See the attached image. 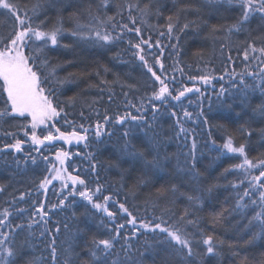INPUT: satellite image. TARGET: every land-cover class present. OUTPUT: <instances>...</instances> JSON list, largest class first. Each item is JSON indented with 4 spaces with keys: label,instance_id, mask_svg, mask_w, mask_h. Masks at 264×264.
<instances>
[{
    "label": "trees",
    "instance_id": "obj_1",
    "mask_svg": "<svg viewBox=\"0 0 264 264\" xmlns=\"http://www.w3.org/2000/svg\"><path fill=\"white\" fill-rule=\"evenodd\" d=\"M13 2L22 10L21 15L26 11L32 17L33 26L50 28L59 20L64 30L59 44L49 45L45 49L50 64L59 66L57 76L64 80L62 84L49 85L55 88L54 103L58 102L64 112L47 125L38 126L35 130L37 136L43 139L49 132L58 136L56 128L65 133L76 130L83 135L85 133L80 128L81 124L89 131L88 139L78 144L66 146L62 140H54L33 145L30 118L6 120L0 124V148L14 143L15 139L23 141V151L20 153L13 149L0 152V187L3 188L0 191V212L4 208H9L11 212L0 231H10L9 224H26L39 204L44 203L46 209L50 208L71 190L69 182L68 189L62 191L61 181L53 182L46 191L39 188L40 182L49 175L48 169L56 153L63 151L69 154L64 165L68 173L80 175L90 189H94L97 183L104 185L103 195H112L115 200L125 203L138 217V221L141 218L151 220L154 215H163L169 222L177 221L188 209L191 213L189 218L199 220V229L204 235H212L217 247L216 254L208 255L201 235L197 229L189 226V232L194 234V255L187 261L174 254L168 255L164 251L165 246L159 243L164 240V234L139 229L133 236L134 230L127 224L128 217L120 213L116 205L109 203V210L117 212L113 223L104 213L96 212L87 201L76 196L68 197L65 202L68 205L74 199L70 207L52 210L46 218V227L52 230L56 238V264H65V261L68 264H88L91 259L88 251L92 246L91 241L114 235V229L119 224H125V228L121 229L114 251L119 252L123 260V238L130 237L127 243L131 245L132 259L126 260L125 264H264V236L253 238L256 230L246 227L253 210L235 207L237 189L232 185L245 180V174L233 166L242 163L243 158L221 150L226 138L231 136L236 146L245 145L246 154L254 163L264 160V132L261 131L264 129V116L254 112V109L264 104V95L259 88L255 91L249 89L247 99L241 103L243 95L233 87V83H239L241 74L260 71V60L253 59L259 53L249 50L248 61L244 60L243 53L250 43L256 48L264 47V18L259 14L253 15L241 32L228 33L227 29L237 22L241 10L238 5H229L222 0L211 4L208 0H109L107 8L101 6V0ZM137 2L141 8L149 6V15L144 18L146 23H142L141 14L133 10L132 15L137 20L134 26L128 20L126 6ZM37 5V13L33 15L32 9ZM94 16L102 20H106L107 16H115V22L140 27L141 35L138 37L134 31H125L122 39L103 44L82 40L71 34L77 20L99 27ZM170 16L174 25L171 34L167 30ZM186 23L189 27L183 28ZM17 26L15 17L7 10L0 9V38L9 37ZM106 27L113 35L120 31L119 28L113 30L111 24ZM141 37L153 44L151 49L147 45L141 46L145 48L149 65L162 79H167L166 83L173 95L185 88L190 80H199L201 76L208 77L210 83L199 93L195 90L185 93L180 101L169 99L162 104L153 100L150 103L149 98L158 90V83L134 54L135 48L130 46L140 43ZM156 41H159V47ZM25 51L27 53L28 50ZM156 58L164 65L163 71L155 63ZM244 78L249 84L259 83V79L253 80L246 75ZM222 88L225 91L221 95ZM141 102L147 108L146 119L158 134L159 154L169 158L164 161L163 171L147 172L139 161L121 157L119 148L123 143V129L119 125L105 126L106 131L113 132L111 136L96 138L94 135L96 122H102L105 114L113 118L126 112L137 115L136 109L130 105L139 107ZM151 104L158 108L155 120ZM172 111L177 113L176 117L171 115ZM184 111L191 113V116L184 117ZM178 118L188 130L179 137ZM65 119L73 123H66ZM244 130H250L251 135ZM24 131H28L29 135L25 136ZM5 133H14L15 139ZM129 139L137 148L145 149L146 145L142 143L145 138L139 129ZM193 140L196 141V168L201 174L199 183L194 184L188 177H183L184 182L181 183L183 174L177 171V157L181 162L184 161ZM28 154L36 157V163L29 161L27 165L21 163L18 167L15 161H23ZM89 154L91 162L97 165L96 173L89 170ZM43 156H47L48 160L45 161ZM225 169L229 171L225 172ZM260 170L252 171L258 175ZM141 178L143 183L140 182ZM172 184H178L181 193L201 196V203L193 207L185 196L166 191ZM209 186H212V191H205ZM244 187H247L246 182L241 186V192ZM76 188L83 190L80 185ZM158 190L163 194L158 193ZM21 193H26L23 200H20ZM19 208L25 209L22 216L17 212ZM220 213L219 220L214 222L213 218ZM65 224L68 225L67 229L64 228ZM57 225L60 227L58 234L54 231ZM41 230V225L34 226L35 236L31 238L34 246L24 243L28 238L27 230L16 231L14 245L21 251L15 264H52L47 247L50 241L47 233L44 237L39 236Z\"/></svg>",
    "mask_w": 264,
    "mask_h": 264
},
{
    "label": "snow or ice",
    "instance_id": "obj_2",
    "mask_svg": "<svg viewBox=\"0 0 264 264\" xmlns=\"http://www.w3.org/2000/svg\"><path fill=\"white\" fill-rule=\"evenodd\" d=\"M221 0H208V3H218ZM229 5L236 4L241 10V14L236 23L231 25L228 29V33L241 32L244 26L250 20L253 15L259 14L261 18H264V0H222ZM109 5V0H101V6L107 8ZM38 5L34 6L32 9L33 15L37 13ZM0 9L7 10L12 16L15 17L18 22L16 30L7 38H0V101H2V106H0V124L6 120H15L17 118H24L27 120L30 118V128H31V143L33 145H43L45 141L54 140H64L71 143L73 140L80 142L86 141L88 139L87 133L89 128L84 127L83 124L80 128L85 134L73 130L71 133L61 132L59 128H56L58 136H54L51 132L41 139L36 134V129L38 126L47 125L49 121H53L55 118L60 117L64 109L59 105V103H54L55 98V88L49 86L53 83H64L57 76L58 65H51L45 54V49L51 46H57L59 44V38L63 34L62 22L58 20L57 24L52 25L50 28H44L42 25L33 26L32 17L28 15L25 11L21 15V9L18 4L13 2V0H0ZM126 10L128 11V20L132 25H136V17L132 15L133 10H137L141 14V22L146 23L144 19L149 15V6L145 5L143 8L140 7L139 3L127 4ZM123 9L121 10L122 14ZM97 21L99 27L94 24H82L77 20L72 35L76 36L82 40H91L93 42H101L103 44H109L116 40H120L124 36V32H135L138 37L141 35V28L129 27L128 23L115 22V16H107L106 20H102L97 16L93 17ZM170 21L167 25L168 33L171 34L173 31L172 17H168ZM107 24H111L113 30L119 28L120 31L113 35L112 31H109L106 27ZM189 25L186 23L183 28H188ZM163 35V33H161ZM141 45H147L148 49L153 47L148 39H143L141 37L140 43L131 44L130 46L135 48L137 51L134 53L138 56L139 60L143 62L147 71L152 74L156 81L159 82L160 87L155 90L152 96L149 98V102L155 100L160 101L162 104L167 103L169 98L173 101H180L181 97L185 96V93L192 92L193 88H183L178 91V94L173 95L170 91L166 79H162L160 75H157L153 71V67L149 65L146 59L145 48ZM156 46L159 47V41H156ZM66 47V45H65ZM175 47V46H174ZM28 50L27 53L25 50ZM249 50L252 53H259L258 56L253 57L255 60H260L261 67L259 73H253L251 71L240 75L239 83H233V87L243 95L241 103L247 99V92L249 89L255 91L259 88L262 95H264V47L256 48L253 44L248 45L243 53L245 61L249 60ZM155 63L160 66L161 71L164 69V65L161 63L159 58L155 59ZM72 75V74H70ZM245 75L252 77L253 80L259 79L258 84H249L245 80ZM174 79V78H173ZM190 79H196V77H191ZM204 83H209V78L205 76L199 77ZM102 83H107V81H102ZM197 93L200 92L199 88H195ZM224 89H221V95L224 93ZM127 95V94H125ZM111 99V97H110ZM132 108L136 109L137 115H133L131 112H126L123 115H117L114 118L105 114L103 116V121H97L95 125L94 135L96 138H100L102 135L111 136L113 132L106 131V125H119L123 131L121 136L123 137V143L120 145L119 151L121 157H130L134 162L139 161L143 168L147 172H156L164 170V161L168 160L167 156L161 157L158 151V140L157 133L153 129V125L146 119L147 108H145L143 102L137 107L134 104L130 105ZM151 109L153 112V120H155V114L158 112V108L155 104H151ZM254 112H259L261 116H264V104H261L254 109ZM98 114V113H97ZM203 113H201L202 115ZM66 115V114H65ZM173 117L177 116L175 111L171 112ZM83 116V113H81ZM184 117H190L191 113L184 111ZM66 123H73L67 121ZM207 123V120L204 121ZM178 126L177 136L187 133V129L183 127L181 119L176 120ZM23 127H27L24 125ZM54 127V125H53ZM136 129H139L144 136L142 143L146 145L145 149H139L135 144L129 139ZM246 134L251 135L250 130H244ZM264 132V129H261ZM6 136H13L14 133H5ZM24 135L28 136L29 132L24 131ZM213 144L216 142L213 140ZM23 141L20 139H15L12 144H5L3 148H0V152L6 149H13L16 153L23 151L22 149ZM87 146V145H86ZM222 152H227L231 154H238L243 158L242 163L234 165L235 169L243 170L245 174V180H240L239 183H233L232 187L237 189V202L236 209H248L253 210V215L248 219L246 225L247 228L255 229L253 233V238H258L259 236H264V160H259L253 162L249 159L246 151L245 145L240 144L236 146L234 144L233 138L228 136L225 142L221 146ZM38 152L39 149L37 148ZM68 153L63 151H58L56 153V161L59 163L60 167L52 164L48 169L51 178L45 176L40 182L39 188L47 190L48 185L52 184L53 180H59L62 182V191L68 189L69 182L72 187L71 190L67 192V195L63 196L62 199L58 200V203L52 204L50 208L45 207L44 203L39 204L35 211L31 213L28 217L26 224L17 223L14 226L8 225L10 231H0V264H15L16 257L20 255L21 249H17L14 245L15 235L17 230L25 231L27 230L28 238L25 240V244L29 246L32 245V237L35 236L33 231L34 226L41 225L42 230L39 233L40 237H44L47 233L49 238V243L47 247L50 250L52 264H56L57 261V247L56 238L53 235L52 230L48 229L46 219L49 212L57 208L63 209L64 207L71 206L74 203V199L68 205L65 202L68 197L75 198L76 196L81 197L84 201H87L91 208L96 212H102L106 217L113 223H115V218L117 212L109 210V203L118 207V211L125 214L127 219V224L131 225L133 228L132 235L135 236L139 229H144L152 233L164 234V240L159 241L160 244L164 245V251L168 255H176L181 257L183 260L187 261L188 258L194 255L193 243L194 234L189 232L188 227L192 226L197 229L202 237V244L206 246V253L208 255L216 254V242L212 235H204L202 230L199 229V220L197 218H189L191 213L188 209L179 217L177 221L169 222V220L164 219L163 215L153 216L151 220L141 218L138 221V217L133 215L125 203H121L114 199L112 195H103L104 185L97 183L94 189H90L87 186L85 179L81 178L80 175H72L67 172L64 167L65 160L68 158ZM45 161L48 160L47 156L42 157ZM90 159V171L96 173L97 165L91 162V154H89ZM36 163V157L28 154L23 161L16 160L15 163L19 167L21 163L27 165V163ZM176 168L178 173L183 175L180 178V182L183 183V177H188L194 184L199 183L200 173L196 168V141H192L191 148L189 152L185 154V159L183 162L177 157ZM254 169H261L258 175L253 174ZM229 169H225V172ZM250 177V178H249ZM98 179V177H97ZM141 183L144 182L143 178L140 180ZM247 183V187H244L242 192L240 191L241 186ZM77 185H80L83 190H78ZM0 191L3 188L0 187ZM166 191H171L173 194L179 193L181 196H185L189 201L191 206H196L201 203V196L192 195L188 193L179 192V185L172 184ZM207 192L212 191V186L205 189ZM158 193L163 194L161 190ZM26 193H21L20 200L24 199ZM248 198L245 200V198ZM102 198V202L101 201ZM35 203V202H34ZM17 212L22 216L25 212L24 208L17 209ZM11 212L9 208H4L0 212V227L5 226L9 219ZM75 215V214H73ZM222 213L217 214L213 219L214 222L218 221ZM39 217V219H37ZM137 224L139 227L137 228ZM68 225L65 224L64 228L67 229ZM125 228V224H119L114 229V235H110L108 238L103 239H93L91 241V247L88 249L89 255L91 257L88 264H125L126 260H131L130 255L131 245L127 243L130 239L128 236H124L125 244L121 246V251L124 254V259L122 260L119 252L114 251L116 244L118 243L121 235V229ZM55 233L60 232V227L57 225L55 228ZM113 231V230H110ZM67 251V249H66ZM143 255V253H141ZM65 264H68L65 261Z\"/></svg>",
    "mask_w": 264,
    "mask_h": 264
},
{
    "label": "rangeland",
    "instance_id": "obj_3",
    "mask_svg": "<svg viewBox=\"0 0 264 264\" xmlns=\"http://www.w3.org/2000/svg\"><path fill=\"white\" fill-rule=\"evenodd\" d=\"M136 51H137V50L135 49L134 52H136ZM155 66H156V65H155ZM157 68L159 69L158 65H157ZM153 71H155L154 68H153ZM166 81H167V79H166ZM157 83H158V89H159L160 84H159L158 81H157ZM209 83H210V82H209ZM209 83L206 84V83H204V81L201 80V79H199V80H190L189 83H188V85H186V87H187V88H193L194 90H195V88L203 89V87H205V86L208 85ZM194 90H193V91H194ZM189 93H190V92H189ZM169 99H170V98H169ZM62 141L66 144V146H68V145H70V144H78V143L84 142V141L77 142V141L73 140L71 143H69V142H66V141H64V140H62ZM53 164H55L57 167H60L59 163L56 161V157L54 158ZM48 177L51 178L50 173H49ZM55 181H59V180H53L52 183L55 182ZM50 185H51V184H50ZM50 185H48V186H50ZM47 188H48V187H47ZM43 190H44V189H43Z\"/></svg>",
    "mask_w": 264,
    "mask_h": 264
}]
</instances>
